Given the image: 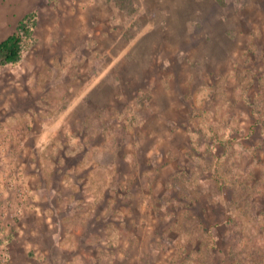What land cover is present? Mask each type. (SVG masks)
<instances>
[{"label": "rangeland", "instance_id": "1", "mask_svg": "<svg viewBox=\"0 0 264 264\" xmlns=\"http://www.w3.org/2000/svg\"><path fill=\"white\" fill-rule=\"evenodd\" d=\"M6 6L0 264H264V0Z\"/></svg>", "mask_w": 264, "mask_h": 264}, {"label": "trees", "instance_id": "2", "mask_svg": "<svg viewBox=\"0 0 264 264\" xmlns=\"http://www.w3.org/2000/svg\"><path fill=\"white\" fill-rule=\"evenodd\" d=\"M37 23L36 12L26 13L17 23L15 30L0 42V66L16 65L23 60L32 43ZM189 242L192 243L191 240Z\"/></svg>", "mask_w": 264, "mask_h": 264}, {"label": "crops", "instance_id": "3", "mask_svg": "<svg viewBox=\"0 0 264 264\" xmlns=\"http://www.w3.org/2000/svg\"><path fill=\"white\" fill-rule=\"evenodd\" d=\"M7 0H2V2H3V5H5L6 6V4H8V5H10V4H12V5H14L15 6V4H20V3H22V0H11L10 2H6ZM24 2H26V1H24ZM7 8H8V6H6Z\"/></svg>", "mask_w": 264, "mask_h": 264}]
</instances>
